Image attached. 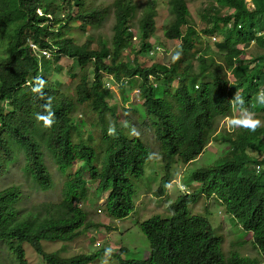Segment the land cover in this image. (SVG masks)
I'll list each match as a JSON object with an SVG mask.
<instances>
[{
  "label": "trees",
  "instance_id": "16d2710c",
  "mask_svg": "<svg viewBox=\"0 0 264 264\" xmlns=\"http://www.w3.org/2000/svg\"><path fill=\"white\" fill-rule=\"evenodd\" d=\"M166 2L167 8L159 10L158 0H68L67 23L51 29L45 25L48 17L40 16L36 9L41 7L46 14H55L58 5L54 2L0 0V176L6 179L8 169L14 167L26 175L31 187L41 185L43 189L49 187L54 171L74 176V181L66 182L64 199L58 207H42L47 214L44 217L31 212L39 204L26 212L19 209L21 195L26 197L19 184L0 189L1 235L7 238L9 249L17 254L21 264L25 263L26 244L48 264L100 263L104 249L64 256L43 244L68 242L90 225L97 226L73 203L90 194L85 174L94 183L96 193L111 190L105 204L107 214L124 218L134 210L136 186L149 154L154 150L167 165L175 157L184 163L196 158L207 145L216 119L231 115L229 101L237 90L244 96L245 106L264 119V104L255 100L256 93L264 88V0H253L252 8L245 0H209V8L201 17L207 25L202 33L194 24L183 31L190 16L187 0ZM138 4H143L144 11L137 21L139 49L132 40ZM226 5L231 12L222 17L225 13L219 12ZM165 11L166 21L159 26L158 18ZM109 17L115 21L113 35H94ZM163 26L165 38L181 40L173 47V54L182 52L178 61L171 58L164 63L150 57L149 52L155 47L152 37ZM76 30L91 33L85 42L79 43ZM207 36L216 37L214 46L209 42L207 47L203 46ZM95 40H99L97 48H92ZM31 43L79 58L78 75L71 73L78 77L72 93L53 80L43 90L44 99L32 92L28 82L39 76L43 56ZM162 45L170 48L168 44ZM251 46L263 52L252 53ZM125 49L137 57L128 62ZM106 74L118 82L121 102L126 104L133 91L142 100V123L154 132L151 137L145 130V143L137 146L129 140L125 129H119L116 115L120 112L108 101L112 93L105 90ZM47 97H52L56 121L50 128L36 119L37 113L46 114L42 106ZM82 105L96 116L92 124L99 129L96 137L86 138L84 122L76 119L75 113ZM113 122L116 134L110 135L108 129ZM215 140L210 164L194 169L192 178L203 184L202 190L209 180L220 177L231 208L252 206L248 198L253 195L250 188L258 182L259 175L247 164L257 162V155L264 151V127L255 132L223 130ZM200 190L192 197L178 198L173 209L169 208L171 212L141 221L139 225L150 242L151 257L126 264H189L179 257V251L188 245L190 250L208 229L204 225L206 218L194 214L201 199ZM259 197L264 200L262 191ZM250 225L256 228L255 244L264 246V217L259 216ZM223 243V236L212 240L206 249V264H260L256 258L238 251L227 254Z\"/></svg>",
  "mask_w": 264,
  "mask_h": 264
},
{
  "label": "clouds",
  "instance_id": "9594fccd",
  "mask_svg": "<svg viewBox=\"0 0 264 264\" xmlns=\"http://www.w3.org/2000/svg\"><path fill=\"white\" fill-rule=\"evenodd\" d=\"M101 2L104 3H112L114 0H100ZM166 2V0H164ZM189 1L187 0V6H189ZM247 5L252 8L254 7V3L252 5L248 4V1L245 0ZM49 2H54L56 5H58L56 9L55 14L48 13L46 14L41 7H37L36 12L40 16H47L49 20L45 21V25L48 24L51 29H54L56 25L60 24H65L68 21V16H69V5H68V0H46V3ZM161 0H158V9L159 10H165L167 7L161 8L160 5ZM167 3V2H166ZM223 7L221 8L219 15L223 13V9L227 8ZM209 7H204L203 11L201 12V17L203 16L202 14L207 11ZM190 9V8H189ZM141 10L142 13L143 11V4H138V7L136 9V15L138 11ZM229 10V9H228ZM77 11V8L74 9V13ZM231 12V11H230ZM230 12L225 13L222 17L229 15ZM190 16L189 19H191L192 12L191 10L189 11ZM135 15V16H136ZM137 17V16H136ZM134 18L133 27H137V21L138 17L136 19ZM113 17L106 18L102 24L103 26L100 29H97L94 31V35L100 36L101 34H106V36H111L112 34H108L107 28H105L104 24L105 22ZM136 19V20H135ZM188 19V20H189ZM115 22V21H114ZM166 22L164 23V25ZM188 24H185L183 26V31L184 33L186 32V27ZM113 26V25H112ZM166 26V25H165ZM165 26L161 27L162 29V34L164 36L165 33ZM112 30V27H111ZM133 30V29H132ZM113 31V30H112ZM83 32V31H80ZM87 36L91 33L90 30L85 31L84 33H87ZM134 32V31H133ZM108 34V35H107ZM57 35V34H55ZM259 35V33H258ZM105 36V35H104ZM85 37V38H86ZM138 37V33H134L132 40H136ZM104 38V37H103ZM139 38V37H138ZM164 39L166 40L167 44L169 45V49L172 50L173 53V47L175 44H177L178 39H167L164 36ZM216 39V37H214ZM78 40V37H77ZM85 40V39H84ZM79 41V43H83L85 41ZM170 40L175 41V43H170ZM99 40H95L92 44V48H97V43ZM31 47L38 52L39 56H43V67L40 69V73L38 77L34 78V82L30 81L28 82L29 86L31 87V90L34 94H37L41 99L45 98V93H44V88L46 87V84L48 81L53 80L54 82H61V89L67 91V92H73V89L76 85L77 78L78 77H73V83L72 87L70 89H66L63 86V80L60 78L57 79L58 77L61 76L62 72L67 69L66 71L71 74L75 73L78 75V71L80 69V61L77 56H70L66 53H60L58 52L57 49H48L44 48L42 49L41 47L37 46L35 43L30 44ZM159 46H156L154 49L150 51L152 53L153 50L165 48L162 44ZM172 45V47H171ZM168 49V48H167ZM125 55L128 62L132 61L135 56L137 55L134 52H130L129 50L125 49ZM132 55H134L132 57ZM182 52L177 51L175 54L172 55V61H178L181 58ZM63 58H67L71 60V63H69L67 66H63L61 63V60ZM91 59H95V56H92ZM124 59L122 55V60ZM110 60L109 55L105 57V61L108 62ZM49 66L50 67V72L51 75L50 77H47L45 73V67ZM229 77L233 80V76L229 73ZM106 78H109L110 80H106ZM105 90H109L112 93V97L108 99L111 105H115L116 108L118 107L117 112H120L117 114V120L119 122V129H125L127 131V135L130 141L134 142L139 145L140 142L145 143L146 142V135H145V130L146 127L143 125L142 121L145 119L142 117V100H140V97L136 94L135 91L134 94L136 97L131 96V92L129 93V98L125 103L121 102L122 99V94L118 89V82L114 80L113 76L110 74H106L105 76ZM255 100L259 104H264V88L260 89L255 96ZM118 102V104H117ZM245 98L242 95V93L237 90L233 96V98L229 101V104L231 106V115L227 116L224 118V125L225 128L228 132H234L237 129H244L247 130V132H255L257 129L264 127V119L260 117L259 114H257L255 111H253L251 108L245 106ZM45 109L46 114H36V119L38 121L43 122V126L46 128L52 127V125L56 122L55 121V113L52 110V97H47L46 103L42 106ZM76 114V119L81 120L84 122L86 126L85 132V137H89L90 135L93 137H96L98 135L99 129L96 127H93L92 124H94L95 120V114L89 112L85 105H82L79 107L77 110ZM89 115L90 118L89 120H85V116ZM149 131V135L152 137L154 132L151 130ZM108 132L110 135H115L116 134V128L114 125V122L112 125H110ZM154 137V136H153ZM153 143L150 142L149 146L152 147ZM207 146V145H206ZM205 146V147H206ZM204 147V148H205ZM204 150V149H203ZM254 154V153H253ZM213 155V154H212ZM211 156V155H210ZM178 157H175L172 159V161L167 165V162L163 159V156L160 154L156 153L154 150L149 154L147 157L148 161L145 163L144 167V174L143 176L146 175V165L150 164L151 168H153V174L156 176V180L161 179L163 175H160L161 169L166 172V174L162 177V182L163 183H168L171 179L172 176L175 175V171L172 172L173 166L176 164V162H182L180 160H177ZM258 161L257 162H252L247 164V168H255L257 174L259 175L258 177V182L251 186L250 188V193H253V195H250L249 201L253 204L252 206L245 207V206H235L234 208H231L228 203V196H227V191L226 189L221 186V182L223 181L222 178L220 177H214L211 180H209L208 183H205V188L200 190L202 187V183H199L198 181L194 180L191 178L192 172L190 175L187 174V172L184 174V180H181L178 189L179 191L177 193H174V195H170L167 190H165L160 184H159V189L157 192L159 193V197L165 195L167 198L164 200L165 201V207L167 208V212H171L169 208L173 209V206L178 198H184L186 196L192 197L195 192L201 191V199L200 201L195 205L194 214L200 215L204 218H206L205 221V226L208 228L206 229V235L203 238H199L194 241V246H191V249L189 250V246L185 247L184 250L179 251V257L182 259H185L189 264H206L207 261V247L212 243V240L214 238H217L218 236H223L224 237V243H223V248L227 254H230L232 251H238L240 254L247 256V257H254L256 258L260 264H264V251L263 248L264 246L258 244L256 245L254 242V233L256 231V228H253L250 224L256 220L259 216L264 217V200L260 201L259 197V192L262 191L264 193V151H262L260 154L257 155ZM195 159V158H194ZM194 159L190 160L187 163L184 164H190ZM80 164V162H78ZM14 165V163H13ZM15 166V165H14ZM77 168V164L74 163L72 166V170L75 171ZM177 170V169H176ZM9 175H7L6 179L4 176H0V189L4 188L5 186L8 185H13V184H19L21 186V191L23 192L26 197H23L21 195V202L19 205V209L22 212H26L28 210L33 209L35 206L38 204L40 205L39 208L31 210L32 213H36L41 217L46 216L47 214L44 213V208H56L60 205L62 200L64 199V193H65V186L67 181H74V176L66 174V173H58L54 171L53 178L49 182V187L46 189H43L42 186L38 187L37 185L31 187L30 186V180L26 177V175L19 169H16L14 167L8 169ZM142 176V177H143ZM142 177L138 179V182L141 181ZM182 177V176H181ZM193 177V175H192ZM85 180L87 181L86 185L90 188V194L86 196V198L82 199L80 202L74 200L73 203L75 205H78V207L86 212L87 214V219H90L91 221L95 222L97 225V229H100V222L95 221L92 219L91 214L92 212L100 213L104 212L106 216L108 217L109 221L114 222V226L112 228L113 231H120L118 228V220H122L124 218H111L107 214V210L105 208V204L107 201V198L110 194V189L103 191L101 193H96V191L93 189L94 183L90 182L89 176L87 174L84 175ZM188 186V188H187ZM167 188L171 187V184L166 185ZM136 193L133 198L134 202V210L133 212L138 209V204L136 200V196L140 192V189L138 186L136 187ZM206 190V191H204ZM104 193H107L105 201L103 205L100 204H93L92 208H88L86 204H84L86 201H90V199L94 198L95 200H99ZM40 194H45L46 197L40 199L39 201H33V197L36 195ZM93 200V199H92ZM169 200H173L170 204H167ZM42 203V205H41ZM214 204L220 205L221 209L218 212L219 215V220L217 222L216 226H213L211 219L209 217L210 215V210L211 207ZM197 206H200L197 208ZM132 212V213H133ZM131 213V214H132ZM166 212L160 214L164 215ZM158 213L152 214L151 216L157 215ZM128 217V216H127ZM149 217V216H148ZM148 217H144L142 220L138 221V226L143 232L141 226L139 223L141 221H145L149 219ZM107 226H111L110 224H105ZM91 227H95V225H90L87 229L89 230ZM87 230V231H88ZM102 230V228H101ZM3 231L0 228V264H4L3 259L8 260V264H21L22 262L17 259V254L15 252H11L8 246L7 238L1 235ZM121 232V231H120ZM85 233V232H83ZM144 233V232H143ZM82 234V233H81ZM80 234H78L74 239H76ZM145 235V234H144ZM146 237V235H145ZM73 239V240H74ZM147 239V237H146ZM68 241H43V244L49 248H54V251H57L59 254H62L64 256H72V255H78L81 253H85L87 251L91 252H96L99 250L104 249L103 256L101 257L100 263H95V264H126L127 262L133 261V260H149L152 254V250L150 249V242H149V248L146 249L148 250V255L146 257H136L133 256L132 259H128L126 257L127 251L129 250L128 247H126L123 243L119 242L120 245L124 247H120L117 250L113 248V244H109L108 247L102 246L97 250H91L88 247V250L85 252H81L78 254H73L69 251L68 248V243L72 242ZM250 244L251 250H247L246 248L243 247L244 244ZM29 245V244H26ZM25 245V246H26ZM24 246V248H25ZM31 246V245H30ZM99 246V245H98ZM200 246V247H198ZM262 249V252L261 250ZM33 250L36 252V250L31 246L30 248H27V251L30 253H33ZM26 252L25 248V256H24V264H28L30 260V256ZM37 253V252H36ZM34 254V253H33ZM40 259L37 260H31L33 261V264H48L40 254H34ZM29 260H28V258Z\"/></svg>",
  "mask_w": 264,
  "mask_h": 264
},
{
  "label": "rangeland",
  "instance_id": "374dc122",
  "mask_svg": "<svg viewBox=\"0 0 264 264\" xmlns=\"http://www.w3.org/2000/svg\"><path fill=\"white\" fill-rule=\"evenodd\" d=\"M248 4L252 5L253 0H247ZM209 3V0H190L189 1V8L192 12L191 19L188 20V25L194 24L196 29L202 33V30L207 25L205 22L201 19V12L203 11V8L206 6V4ZM161 8L167 7V3L164 0H161L160 5ZM228 6V5H226ZM224 13L230 12L228 9H223ZM142 11L139 10L137 13L136 19L141 16ZM166 11L162 12L160 17L158 18L159 26L162 22L166 21ZM135 19V20H136ZM114 23V20L112 18L108 19L104 26L107 28L108 34H112L111 27ZM134 33H138V27H133ZM89 32L84 33L80 32V30L75 31V35L78 37L79 41H83L85 37L87 36ZM217 39H214V37L207 36L204 39L203 46L207 47V42L214 46V42ZM151 42L154 43V46L156 47L157 44H167L166 40L164 39V36L162 34V29L158 28L156 32L154 33V36L152 37ZM175 43V41L170 40V43ZM178 42H181V40H178ZM141 39L137 37V39L133 41V46L135 48H140ZM154 47V48H155ZM172 47V45H171ZM250 50L252 53H259L263 52V50H256L254 47H250ZM150 57L154 58L155 60H159L161 62L167 63L172 58V50L165 48L153 50L152 53H150ZM134 55H132L133 57ZM61 63L63 66H67L69 63H71L70 59L63 58L61 60ZM65 69L61 76L57 79L63 80V86L66 89H70L72 87L73 79L72 74H69ZM45 73L47 77H50V67H45ZM106 80H110L109 78H106ZM133 97H136L134 92H131L130 94ZM227 117V116H225ZM225 117H219L216 119L214 123V130L211 132V135L208 137L207 146L204 148L202 153L198 155L190 164H184L182 162H176V164L172 168V172H176L175 175L172 176V179L168 183L162 182V177L166 174L165 171L161 169L160 175H163L161 179L156 180V176L153 174V168H151L150 164L146 165V175L142 177L141 181L137 184L138 188L140 189V192L136 196L138 209H136L132 214H130L128 217L118 220V228L120 231H113L112 228L114 226V222L109 221L108 217L104 212L96 213L92 212L91 217L95 221L100 222V229H97V227H91L88 231H85V233L80 234L76 239H74L72 242L68 243L69 251L73 254H78L81 252H85L88 250V247L91 250H97L102 246L108 247L109 244H113L114 249H118L120 247H124L120 245L119 242L123 243L126 247H128V251L126 254V257L128 259H132L133 256L136 257H146L148 255V249L149 248V242L146 239L144 233L141 231V229L138 226V221L142 220L144 217H150V215L158 213L162 214L164 212H167V208L165 207V199L167 198L165 195L159 197V193L157 190L159 189V184L169 192L170 195H174V193H177L179 191L178 186L181 182V180H184V174L187 172L188 175L190 173L198 168L201 165H209L210 164V155H212L215 150L213 149V145L215 144L216 140L215 138L218 137L220 132L223 130H226L224 125V118ZM90 116L86 115L85 120H89ZM177 169V170H176ZM182 176V177H181ZM192 178V175H191ZM171 184L170 188H167L166 185ZM136 186V187H137ZM188 188V186H187ZM107 193H104L102 197L99 200H95L94 198L90 199V201H86L84 204L87 205V207L90 209L93 207V204H100L103 205ZM46 197L45 194H40L39 196L36 195L33 197V201H39L40 199ZM173 202V200H169L167 204H170ZM200 206H197V208ZM221 209L220 205L214 204L211 207L210 210V219L213 224V226L217 225V222L219 220L218 212ZM148 217V218H149ZM105 224H110L111 226H107ZM102 228V230H101ZM99 245V246H98ZM30 245H26V252L27 248H30ZM244 248L247 250H251L250 244L246 243L243 245ZM34 254H37L33 250ZM33 253L28 252L30 256V260L28 264H33V261L31 260H37L40 259L37 256H35ZM4 264H8L7 259H3Z\"/></svg>",
  "mask_w": 264,
  "mask_h": 264
}]
</instances>
